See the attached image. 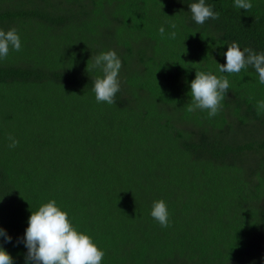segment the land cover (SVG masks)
Returning <instances> with one entry per match:
<instances>
[{
  "label": "trees",
  "instance_id": "trees-1",
  "mask_svg": "<svg viewBox=\"0 0 264 264\" xmlns=\"http://www.w3.org/2000/svg\"><path fill=\"white\" fill-rule=\"evenodd\" d=\"M195 2L0 0V29L22 44L0 59V228L12 238L0 245L14 264L51 200L101 264H264V84L251 66L219 71L233 42L264 53V0H205L220 18L203 25ZM110 50L122 62L111 105L96 101L92 67ZM196 72L229 81L215 117L187 110ZM158 200L167 228L151 216Z\"/></svg>",
  "mask_w": 264,
  "mask_h": 264
},
{
  "label": "clouds",
  "instance_id": "clouds-1",
  "mask_svg": "<svg viewBox=\"0 0 264 264\" xmlns=\"http://www.w3.org/2000/svg\"><path fill=\"white\" fill-rule=\"evenodd\" d=\"M238 9L249 11L253 4L251 0H234ZM192 18L198 25L207 20H218L220 13L213 10V6L206 4L205 0L189 5ZM175 28V24L172 25ZM160 34L165 32L164 27L159 29ZM175 39L176 33L170 34ZM21 39L16 28L7 31L0 29V59L6 58L10 49L20 51ZM225 64H219L221 73H240L241 70L251 66L259 76V83L264 84V53H256L253 49L245 47L243 50L233 42L227 46L224 53ZM93 69H99L102 77L94 81L93 91L97 102L115 103V96L121 90L119 72L122 62L114 50L99 54L94 58ZM192 103L188 106L189 112L207 110L208 117H215L222 109V101L229 89L227 77H217L211 73L196 72L195 79L191 81ZM75 94V93H73ZM258 112L264 109V101L257 103ZM10 148L18 146L19 141L8 137ZM151 216L161 227L170 226L169 211L163 200L155 201ZM0 237L5 242H11V237L0 228ZM19 242V241H18ZM23 243L27 248L25 264H101L105 253L93 242L92 238L77 231L69 219L68 213L51 200L32 212L25 230ZM0 264H14L13 257L0 245Z\"/></svg>",
  "mask_w": 264,
  "mask_h": 264
}]
</instances>
